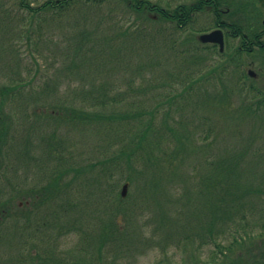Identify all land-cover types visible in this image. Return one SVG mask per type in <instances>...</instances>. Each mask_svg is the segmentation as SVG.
Returning a JSON list of instances; mask_svg holds the SVG:
<instances>
[{"label":"trees","instance_id":"trees-1","mask_svg":"<svg viewBox=\"0 0 264 264\" xmlns=\"http://www.w3.org/2000/svg\"><path fill=\"white\" fill-rule=\"evenodd\" d=\"M35 1L36 6H31L29 0H17V4L29 13L30 20L34 18L40 22H47V19L61 20L75 8L99 9L116 1V4L127 10L123 19H127L129 30L120 28L117 36H109L108 33L101 32V25L104 24L101 19L97 23L89 22L88 26L75 25L76 30L69 33L70 38L62 43V47L61 42L55 43L57 53L41 49L42 44L51 41L42 38L39 25L34 30L30 27L21 30L26 36L24 38L34 40L33 56L52 58L47 61V71L38 68L34 76L28 74L30 78L27 81L18 80L19 73L14 74L9 85L2 88L0 175L6 166V156L15 153L14 161L20 160L24 163L23 158L28 157L36 148V144L34 146L29 143L27 138L24 148L18 150V145L14 144L10 133L15 125H21L20 113L28 112L21 109L23 90L27 85L34 84L38 74L46 81L38 87L40 91L33 93L32 99L26 100V104L29 107L33 104L41 105L44 111L38 117L34 115L29 120L26 117L25 121L33 119L31 130L34 131L41 127L46 129L53 126L52 124L58 126L48 130L51 131L50 134L44 132L45 136L37 138V147L42 151L38 161L45 158L46 162H54L50 171L46 162L42 164L41 172L44 174L46 186L30 188L26 193L16 189L12 191L15 194L6 197L5 201L0 199V249L7 248L15 254L8 260L0 261V264H19L23 257L20 249L34 241L41 246L47 244L46 254L51 258L55 256L52 246L72 234H78L85 247L82 251L90 259L92 249L96 251L95 258H102L104 252L113 251L114 247L120 249V254L123 252L120 257L125 258L128 249H123L122 240L128 233L121 228L120 218L124 221L129 218V225H132V230L129 227V256L134 258L145 255L150 250H159L166 255V259L162 258L158 264H173L174 256L169 258L168 251L174 249L185 254V263L187 260L192 264L195 261L198 263L199 258L209 252L205 264H242L240 254L245 249L244 244L247 240H254L255 250H249V258L253 264H264V179L256 187L253 184L256 175L248 172V176H245L242 166L244 152L232 150L227 144L223 146L221 140L212 138L211 141V136H217L214 128L208 127L200 131V127H195L194 131H189L188 121L184 120V112L187 113L186 107L190 104L189 99L193 92L200 90L198 87L202 83L217 79V73L224 75L236 66L234 59L238 55L226 60L224 54L218 53L212 46L202 45L196 37L193 40L195 46L186 52L197 54L198 51L207 50L209 54L217 55L221 64L209 69L207 57H193V60L186 59L180 67H174L170 71L163 70L164 66L161 72L166 73L162 76L154 70L161 68L159 59L148 63L134 60L136 51L133 50V43L129 42V46L117 44L118 37L129 36L131 41L135 36L145 34L146 24L156 21L167 23L175 33L180 34L191 26L196 15L209 12L208 1L213 4L211 13L216 22L218 17L221 20V11L229 9V23L226 27L237 33L240 16L238 0H199L191 5L182 4L173 8L164 7L161 1L152 0ZM129 11L137 16L138 20L134 25H130ZM118 16L120 14L116 18ZM153 30L157 35L160 33V29ZM161 31L163 33L162 29ZM21 32H16L19 38ZM169 41L172 45L175 44V39ZM45 53L50 54L45 56ZM119 53L128 55L124 56L121 63L116 62L122 68L124 76L106 73L102 69L98 75L90 73L97 67L103 68L102 59L107 56L118 59L116 55ZM51 69L53 71L50 73ZM247 92L250 96L253 94L251 88ZM238 93L240 97L242 94L239 91ZM146 96L147 100L143 102ZM134 98L141 101L136 103ZM8 99L13 106L10 110ZM177 99L181 102V106L176 108L182 114L179 119L181 123L175 120L177 114L174 102ZM223 99L224 94L222 99L214 96L207 102V107L225 109ZM149 102H152L153 109L146 107ZM251 103L246 106L249 108L248 112L257 117L262 113L258 110L260 106L252 101ZM198 110L196 101V106L189 113L192 121H195ZM163 113L169 118H165ZM161 116L162 120H157ZM170 121L176 125L173 126ZM22 125L25 124L22 122ZM64 125L81 132L87 128H95L100 133L103 131L102 135L112 137L114 142L117 138L120 147L116 151L115 143L100 147L98 154L103 156L111 151L112 156L104 157L97 161L98 164L87 165L84 169L82 166H75L76 156L72 141L65 135L58 136L60 126ZM17 150L21 151L20 155H17ZM189 156L195 157L192 158L190 166H187ZM28 163L26 161V165ZM111 163L113 167H108ZM124 163L129 167V172L135 170L136 173L144 171L150 174L149 179L145 178V188L140 194L153 201L152 210L148 207L151 216L142 222V209L139 213L128 211L124 207L122 194L113 186L109 194L111 200L108 198L101 208L96 206L94 212L89 211L86 215L82 210L75 211L79 202L72 200L70 192L73 194V190L65 188L66 185L77 182L81 179L79 174L83 173L85 188H78L77 195L79 199L84 197L91 202H97L94 198H99L100 190L91 186L102 179H113L110 184H118V181H114V172L117 170L121 173ZM96 169L97 173L94 171ZM134 176L129 175L130 184H134ZM2 195L3 190L0 189V196ZM25 197L27 200L23 207L17 205L12 210L8 206L14 199ZM100 211L103 215L97 217L96 213L100 215ZM149 227L152 229L147 235ZM24 250V253L31 254L29 249ZM258 255L261 259L257 261ZM82 258L85 259L83 264H93L86 257ZM74 261L69 258L62 264H78ZM114 261L121 259L115 257Z\"/></svg>","mask_w":264,"mask_h":264},{"label":"rangeland","instance_id":"rangeland-1","mask_svg":"<svg viewBox=\"0 0 264 264\" xmlns=\"http://www.w3.org/2000/svg\"><path fill=\"white\" fill-rule=\"evenodd\" d=\"M152 1H161V4L164 7L171 6V8H173L177 5L182 4L191 5L198 2L199 0ZM29 2L31 6H36L35 0H29ZM242 3L243 0H238V4L241 5ZM126 13L127 10L125 7L119 6V4H116V1H113L108 5H103L99 9L75 8L61 20L57 19L56 21H53L47 19V22H40L34 18H31L30 20V17L28 15L29 13L18 7L17 0H0V93L3 92L2 88L4 86L9 85V81L14 74L19 73V77L17 76L18 80L23 79L27 81L30 78L28 74L34 76L38 68L41 71H47V61L52 58V56H50L49 59H42L38 58L37 56H33L32 54L34 40H28L24 38L26 36L22 34L21 30L25 29L26 27H30L31 29L33 28V30L40 27V34L42 35V38L51 41V43L42 44L41 49L44 51L57 53V50L55 49V43L61 42L60 44L62 47V43L69 40V33L72 34V32L76 30L75 25H79L78 27L88 26L89 22L96 21L97 23L101 19L104 21V24L101 25V32H106L109 36H117L118 34L116 33L120 28L121 30H129V23H127V19H123L125 18L124 14ZM119 14L120 16L116 18V16ZM154 15L153 17H155ZM137 20V16L129 11V21L131 22L130 25H134V22ZM38 25L39 27H37ZM146 25L147 30L144 32L145 34L137 35L131 41H129L128 39L129 36H124L126 39L118 37L117 44H124L125 46H129V42L133 43L135 45L133 47V50L136 51V53L133 55L134 60L137 59L140 62L148 63L151 62V60L154 61L156 58L159 59L161 61L160 70H156L154 68L156 72H159V75L163 76V74L166 73L165 72L162 74L161 72V69L164 66L165 67L163 68V70L169 69L170 71L174 67H180L181 63L186 59L193 60V57L197 59L199 56L207 57L209 60V69L214 68L215 65L221 64V60L217 55H214L213 53L209 54L207 50L203 49V47H201V49L203 50L198 51L197 54L192 53V51L186 52L187 49H192V47L195 46V42L193 40L198 37V35L202 34L204 31H211L216 28L215 18L210 12H203L199 15H196L191 26H189L184 32L180 34L175 33L173 28L163 21L147 23ZM154 28L160 29V33L158 35L154 33ZM161 29L163 30V33ZM17 31H19L18 34H20L21 32L20 38L16 34ZM176 38L178 39L176 40ZM169 39H175V44L172 45ZM236 45L237 41L233 43L232 48L236 47ZM198 46L200 48V45ZM123 52L125 53V49L123 50ZM47 54L50 53H45V56ZM116 56L118 59H113L112 56L105 57L101 60V62L103 63V68L97 67L90 73L93 75H98L102 69V71L106 73L112 72L116 73L119 77L124 76L122 68L116 62L121 63L124 56L128 57V55L119 53ZM225 59L228 60L229 58L227 57ZM234 60L236 66H233L224 75H219L217 73V79H213V81L211 79L210 83H202V85L198 87L200 88V90L193 92L192 97H190L189 99L190 104L188 105V107H186L187 113L184 112V120L185 122L188 121L189 131H194L193 128L195 127H200V131L208 127L214 128L217 136L216 138L214 136H211V141H213V139H218V141H222L223 146L227 144V147L232 150H242L241 152H244L242 156V166L245 169V176H248L249 173H253V175L255 174L256 177H254L253 184H255V186L257 187L259 185V181L264 179V111L257 115V117L253 116L251 113V115L249 114V108L246 107L247 105L245 103L250 104L253 96H250L248 92L247 94H244V92L242 91L243 85L241 83L242 78L246 73V64L249 63V61L244 64L243 62L239 63L237 61V58ZM248 69L254 70L255 67L250 66ZM49 71L51 73L53 69ZM147 77H150V74H147ZM35 78H37V80L34 82V84L27 85V87L23 90L21 109L28 110V112L26 114L22 112L20 113L19 119L21 125H15L13 127L10 133V137L13 138L14 144L18 145V150H22L24 148L23 145L25 144V140L27 138H29L28 140H30L29 143H33L34 146L36 144V148H34L31 154L28 156L31 158H23V161H25L24 163H21L20 160H17L18 162L14 161L15 153L5 157L4 161L6 166L4 171H2V175H0V189L3 190V195L0 196V199L2 201H5L7 199L6 197L13 194L12 191H15L16 189L24 190L20 192L26 193L30 188H43L44 186H46V182L43 179L44 174L41 171L43 168L42 164L45 163L47 159L44 158L38 161V159H41L38 158V156H42V151L37 147V138L39 136H45L44 134L46 133L47 135L50 134L51 131L48 130H52L58 125L52 124L53 126L46 127L47 130L45 129V127H41L40 130L34 131L31 130V127H33L32 124H34L32 123L33 119L28 122L25 121L26 117H28V120L34 115L38 117V115H42L44 111V107H42L41 105L36 106L35 104H33V106L29 107V105L26 104V100L29 101L30 99H32L33 93H37L38 91H40L38 87L43 85L46 81V79L41 74H38ZM238 91L242 94L240 97H238ZM223 94L224 107H226L225 109L213 108L210 106L207 107V102L210 99H213L214 96L222 99ZM3 99L6 101L4 97ZM146 100L147 96L145 97V101L143 102H146ZM139 101H141V99H135L136 103H138ZM196 101L198 103L199 110L198 115H196L195 121H192L189 113L192 111V108L196 106ZM177 102L178 99L174 102L176 104L174 106V110L177 114L175 116V120H177V122H180L179 119L182 114L180 113V111H176V108L181 106V102L179 101L178 104ZM151 103L152 102L147 103L146 107L148 109L154 108L152 107L153 104ZM142 104L144 103H141V105ZM7 105L8 110L13 108L12 104H10L9 102V99L7 101ZM48 110L50 111L49 108ZM34 111H36V113H34ZM163 115L165 118H169L167 117V115H165V113H163ZM157 120H162V116L157 118ZM22 122L25 125H22ZM170 123L173 126L176 125L172 121H170ZM176 127L180 129L179 125H177ZM102 133L103 131H101V133L97 132L95 128H87L83 132H81L80 130H75V128H67V126L64 125L60 126L58 136L65 135L72 141L74 147V155L76 156V158H74V164L75 166H82L84 169L87 165L90 166L95 165L96 163L98 164L97 161L103 159L104 157L112 156L111 151L104 154L103 156L98 154V148L113 143L116 144L114 151H116L118 147H120L118 144L119 140L117 138L116 142H114V140H112V137H106L102 135ZM195 136L197 137V135ZM218 144L220 145V143ZM29 147H31L30 144ZM18 150L17 155H20L19 152L21 151ZM68 155L70 156V154ZM194 157L195 156H189V160L187 159L186 162L187 166H190L193 161L192 158ZM26 161H29L27 165ZM46 163L50 166L49 171L52 170V168L54 167V162L49 161ZM47 164H45L46 168ZM108 167H113L112 163L108 164ZM94 171L95 173H97V169ZM141 172L139 171V173H136L135 170L133 172H129V167L124 163L121 173L117 170L114 172V181H118V184H110L111 180L113 179H102V181H100L99 183L91 186V188H99L100 190V193L98 195L99 198H94L97 200V202H91L89 199H85L84 197H80L79 199V196L77 195L78 188H85L83 185V173L79 174V176H81V179H78V181L74 182L72 185H66L65 188H72L73 194L72 192H70L71 198L73 201L79 202V206L75 211L82 210V212L86 215L90 213L89 211L94 212L96 206H99L101 208V206H103V203L108 201V198L111 200L109 194L112 190V186L114 188H117V192L119 194L123 192L124 186H127L125 196L123 197V199L125 200L124 207L128 209V211L133 210L135 213H139V210L142 209V213L144 215L141 217V220L142 222H144L146 218L151 216V211L148 209V207L150 206L152 210L154 206L153 201L143 198V195L140 194L143 188H145V178L147 177L149 179L150 177L149 173H146L144 171ZM133 174L136 176H134L133 179L134 184H130L128 181L129 175ZM7 193L8 195H6ZM26 200V197L19 200L16 198L11 203H9L8 206H10L12 210H15V207H17V205L23 207ZM102 215V211H100V215L96 213L97 217H102ZM120 222L122 225L121 228L125 230L126 233H128L124 237L126 241H124V239L122 240V242H124V244H122L123 249H128V254H125V258L120 257L123 252L120 254V249L114 247L113 251H109L108 253L104 252V257L102 258L100 256H97L95 258L94 255L96 254V251L92 249L90 253L92 255V259H90V256H87L84 251H82L85 247L80 242L78 234H72V236H69L68 238L65 237L62 241H59L58 243H56V245L54 244V246H52V250H55V256H51L50 254L51 258L46 254V252L48 251V247L46 246L47 244L41 246V244L37 241H34L33 243L28 242L27 246L24 245L23 248L20 249L23 257H21L22 261H20L19 264H58L59 260H61L60 264H62L64 260L69 258L70 261L75 260L74 262L83 264L85 259L82 257H86L87 259L91 260L93 264H158V262L162 258L166 259V255H164L159 250H150L145 255L136 258L129 256V227L131 228L132 225H129V218H127L125 221L120 218ZM151 229L152 228L150 227L147 229V235H149ZM244 247L245 249H243V251H254L255 241L247 240L244 244ZM24 249H29L31 254L24 253ZM14 251L15 250H13V252ZM208 253L203 254L199 258L200 261H198V263L197 261H195L194 264H205L204 261H206ZM71 254H74L73 257ZM13 255L15 254L10 252L7 248L0 249V261L4 259L8 260ZM168 255L169 258L174 256L173 264H192L188 262V260L185 263V254L177 252L174 249L169 250ZM115 257L120 258L121 261L115 262Z\"/></svg>","mask_w":264,"mask_h":264},{"label":"flooded vegetation","instance_id":"flooded-vegetation-1","mask_svg":"<svg viewBox=\"0 0 264 264\" xmlns=\"http://www.w3.org/2000/svg\"><path fill=\"white\" fill-rule=\"evenodd\" d=\"M212 5L208 1L210 12L213 10ZM239 12L237 33L226 27L229 23L228 8L221 11L223 17L221 20H219V17L217 18V27L215 29H222L224 33L225 49L222 54L225 55V58H234L238 55L237 61L239 63L243 62L246 64L249 61L248 65L246 64V73L241 81L242 90L244 94H247L249 88L253 90V99L251 101L258 104L260 106L258 110L262 112L264 111V0H243ZM236 41V47L232 48L233 43ZM210 46L220 52L218 45L211 44ZM250 66H254L255 69L249 70ZM245 104L247 105V103ZM249 253L250 251L248 250L240 254L242 264H247V262L253 264L249 258ZM260 259L261 256L258 255L257 261Z\"/></svg>","mask_w":264,"mask_h":264},{"label":"water","instance_id":"water-1","mask_svg":"<svg viewBox=\"0 0 264 264\" xmlns=\"http://www.w3.org/2000/svg\"><path fill=\"white\" fill-rule=\"evenodd\" d=\"M199 40L203 44H217L220 47L221 52L224 51V35L221 30H215L211 33L203 34L199 37ZM127 186L123 188V196H125Z\"/></svg>","mask_w":264,"mask_h":264}]
</instances>
